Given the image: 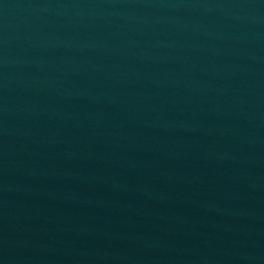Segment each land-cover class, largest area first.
Masks as SVG:
<instances>
[{"label": "water", "instance_id": "water-1", "mask_svg": "<svg viewBox=\"0 0 264 264\" xmlns=\"http://www.w3.org/2000/svg\"><path fill=\"white\" fill-rule=\"evenodd\" d=\"M0 264H264V0H0Z\"/></svg>", "mask_w": 264, "mask_h": 264}]
</instances>
